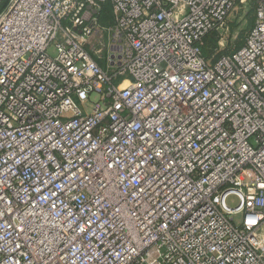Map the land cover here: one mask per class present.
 <instances>
[{
	"label": "built area",
	"instance_id": "1",
	"mask_svg": "<svg viewBox=\"0 0 264 264\" xmlns=\"http://www.w3.org/2000/svg\"><path fill=\"white\" fill-rule=\"evenodd\" d=\"M247 1L11 0L0 264H264V0L203 52Z\"/></svg>",
	"mask_w": 264,
	"mask_h": 264
},
{
	"label": "rangeland",
	"instance_id": "2",
	"mask_svg": "<svg viewBox=\"0 0 264 264\" xmlns=\"http://www.w3.org/2000/svg\"><path fill=\"white\" fill-rule=\"evenodd\" d=\"M11 0H1L0 3V15L6 9V7L10 4ZM253 11V13H251ZM238 16L236 19L230 21L227 29V33L223 36L225 39V43H222L221 47L218 45V42L221 41V37L219 38V34H215V40L213 43V47L210 49L209 53H205L206 58L209 64H213L215 62V58L218 59L219 56L230 53L234 50H237L238 46H243L244 38L249 32L252 21L255 16V3L254 0H248L245 5H240L238 9ZM109 8L105 7V13H103V20H107L109 18ZM225 45V46H224ZM224 47V48H222ZM54 50H51V54H53ZM215 57V58H214ZM228 204L231 207L235 206V199L231 198L228 200ZM261 239L264 243V230L260 233Z\"/></svg>",
	"mask_w": 264,
	"mask_h": 264
},
{
	"label": "trees",
	"instance_id": "3",
	"mask_svg": "<svg viewBox=\"0 0 264 264\" xmlns=\"http://www.w3.org/2000/svg\"><path fill=\"white\" fill-rule=\"evenodd\" d=\"M251 13H253V11L251 12ZM253 23H254V19H253V21H252V26H253ZM252 26H251V28H252ZM250 28V29H251ZM214 41H216L215 40V35H214V33L213 34H210L209 36H207L206 37V39H205V45H204V47H203V52H204V55H206L205 53H209L210 51H211V49H212V47H213V42ZM210 46H211V49H210ZM242 46L241 45H239L238 46V48H237V50L238 49H240ZM214 48V47H213Z\"/></svg>",
	"mask_w": 264,
	"mask_h": 264
}]
</instances>
